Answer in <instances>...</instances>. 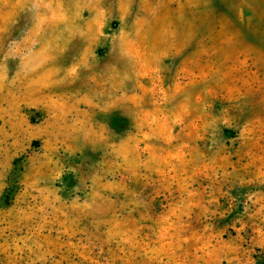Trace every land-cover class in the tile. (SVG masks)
I'll use <instances>...</instances> for the list:
<instances>
[{"label":"rangeland","instance_id":"374dc122","mask_svg":"<svg viewBox=\"0 0 264 264\" xmlns=\"http://www.w3.org/2000/svg\"><path fill=\"white\" fill-rule=\"evenodd\" d=\"M0 264H264V0H0Z\"/></svg>","mask_w":264,"mask_h":264}]
</instances>
